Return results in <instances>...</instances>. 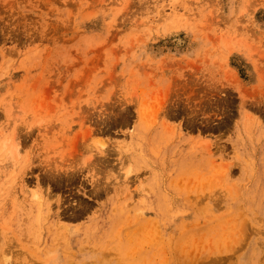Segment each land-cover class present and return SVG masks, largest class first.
<instances>
[{
    "label": "rangeland",
    "instance_id": "1",
    "mask_svg": "<svg viewBox=\"0 0 264 264\" xmlns=\"http://www.w3.org/2000/svg\"><path fill=\"white\" fill-rule=\"evenodd\" d=\"M0 264H264V0H0Z\"/></svg>",
    "mask_w": 264,
    "mask_h": 264
}]
</instances>
